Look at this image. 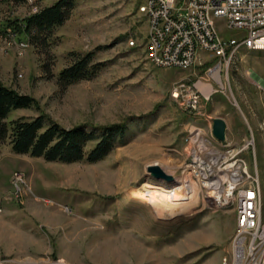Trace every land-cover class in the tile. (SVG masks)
I'll list each match as a JSON object with an SVG mask.
<instances>
[{"label": "rangeland", "instance_id": "obj_1", "mask_svg": "<svg viewBox=\"0 0 264 264\" xmlns=\"http://www.w3.org/2000/svg\"><path fill=\"white\" fill-rule=\"evenodd\" d=\"M54 1L0 2V84L36 102L35 107L12 110L7 117L42 114L64 128L121 123L126 126L124 142L92 163L44 161L15 154L6 141L1 142L0 215L19 211L29 217L32 209L26 199L32 198L40 210L45 208L43 214L51 216V203L34 195L47 187L65 214L93 216L89 223L79 221L73 228L69 224L38 226L39 232L54 234V239L63 233L76 238L84 260L78 261L73 250H65L64 258L55 240L47 247H36L39 253H18L7 245L20 243L18 238L1 228L0 264H220L223 258L229 259L234 227L230 206H204V199L197 195L199 200L188 210L164 220L156 209L128 197L143 181L167 189V201L180 198L177 194L187 189L198 193L191 177L177 180L173 189L172 182L152 177L147 166L155 161L178 169L186 163L183 137L189 123L205 121L181 110L169 93L174 83L204 75L216 59L198 52L187 69L151 65L144 48L146 21L139 11L144 0H73L62 23L35 40L7 25ZM7 28L11 37L3 36ZM218 30L224 37L237 36L221 26ZM21 40L26 46L18 53ZM86 52H91L90 64H102L97 73L90 79L59 84L58 72ZM220 78L222 87L211 82L217 91L207 100L201 98L199 105L211 117L224 120L230 147L250 141L242 156L248 171L257 177L264 220V51L238 48ZM16 172L22 181L15 190L12 175ZM126 173V179H121Z\"/></svg>", "mask_w": 264, "mask_h": 264}, {"label": "built area", "instance_id": "obj_2", "mask_svg": "<svg viewBox=\"0 0 264 264\" xmlns=\"http://www.w3.org/2000/svg\"><path fill=\"white\" fill-rule=\"evenodd\" d=\"M5 1L11 0H0ZM139 11L146 21L144 48L151 65L187 69L197 60L198 52L216 59L204 75L191 82L174 83L169 93L181 110L205 121L203 125L189 123L183 137L188 158L181 168H189L199 176V187L193 188L204 197V206L221 208L216 195L230 201L234 214L231 256L220 264H264L262 203L255 197L257 177L242 168L243 151L250 141L230 147L226 137L217 140L211 131L212 117L199 105L201 98L207 100L217 91L211 82L222 87L220 72L227 68L238 48L264 51V0H144ZM220 26L237 36H222ZM3 36L11 37L8 28ZM23 48L25 41H18V53ZM21 181V173L12 175L15 190Z\"/></svg>", "mask_w": 264, "mask_h": 264}, {"label": "trees", "instance_id": "obj_3", "mask_svg": "<svg viewBox=\"0 0 264 264\" xmlns=\"http://www.w3.org/2000/svg\"><path fill=\"white\" fill-rule=\"evenodd\" d=\"M72 2L73 0H55L29 16L10 20L7 25L15 32L27 34L31 39H40V36H46L53 27L62 23ZM90 58L91 52L76 56L67 67L58 72L57 82L67 85L81 79H90L102 65L98 62L90 64ZM35 106L36 102L31 96L0 84V143L6 141L10 151L15 154L60 163L81 160L92 163L124 142L126 126L121 123L64 128L42 114L32 118L7 117L12 110Z\"/></svg>", "mask_w": 264, "mask_h": 264}, {"label": "crops", "instance_id": "obj_4", "mask_svg": "<svg viewBox=\"0 0 264 264\" xmlns=\"http://www.w3.org/2000/svg\"><path fill=\"white\" fill-rule=\"evenodd\" d=\"M40 189L41 190H35L34 195L41 196L42 198H44V201L51 203V209L48 210L47 208L49 207L46 206V210L51 213V216L47 217L45 214H43L42 210L45 211V208H41L42 210H40V205L38 207L36 204L34 205L32 198L26 199L27 206L32 209V213L29 214V217L24 216V214L21 215L19 211H12L8 212L7 214L0 215V229H7L9 234H11V237L14 239H16L15 237H17L20 242L17 244L11 242V244L7 243V245L14 246V248H16L15 250L18 253H39L37 249H35L36 247H47V243L49 244L55 240L58 242L57 249L64 250V253H61L64 258L66 257L65 250H73L74 255L78 259V261L84 260L80 255V248H78L79 245H77V243L75 242L76 238H71L68 233H63V235L60 237H57V235L55 234L56 238L54 239V234H43L44 232H39L38 226H44V224H46L48 226L54 227L57 225L61 226V224H69V226L73 228L74 226L79 224V221H83L85 224L89 223L91 220L88 219H91L93 215H90L88 213L84 215L82 213L83 216H80L79 218L76 215H74L75 217H71L65 214L62 209H60V201L56 200L54 196L50 195V188L48 189L47 187H43ZM40 204L43 207L45 206L44 202L43 204L40 202Z\"/></svg>", "mask_w": 264, "mask_h": 264}, {"label": "bare ground", "instance_id": "obj_5", "mask_svg": "<svg viewBox=\"0 0 264 264\" xmlns=\"http://www.w3.org/2000/svg\"><path fill=\"white\" fill-rule=\"evenodd\" d=\"M29 3H31V0L29 1ZM8 34L10 35V33ZM248 49L252 50V48H248ZM135 152L136 153L139 152L137 148L135 149ZM138 155L139 154H136L135 156L137 157ZM134 161H137V160L134 159ZM153 166L159 167L164 175L170 176L172 178V181H171L172 184L177 182V180H184V177L186 176V177H191L193 180H195V182L198 184L197 186H199V176L196 175V173L194 171H191L189 168L180 167L177 169L173 166L163 165L155 161L150 162L147 168L153 167ZM242 168H247L245 160H242ZM126 177H127V173L121 179H126ZM172 186H173V189H175L174 187L176 186L174 184ZM138 188H139L138 190H135V191L133 190L130 193L128 192L129 193V194L127 193L128 197L135 199L146 206L156 209L158 218L164 219V220L170 219L169 216L172 214L176 215L175 212H177L179 216V214H181L185 210H188L187 208L189 206H192L194 203H196L199 200V197L197 195H200V198L204 199V197L199 192V190H198V193H196V192H191L190 189H187L184 192L177 194L178 196H181L180 198H177L174 201H167L168 196L165 195V192H169V191H167V189L165 188L162 189V187L157 188L154 186V184H152L149 181L141 182ZM156 189H158V191L161 192V196H157L155 194ZM170 196L171 195H169V197ZM255 197L259 202H261L260 190H259L257 179L255 180ZM216 203L217 205H221L222 207L230 206V201H225V197L223 195H216ZM261 256L264 258V245L261 247Z\"/></svg>", "mask_w": 264, "mask_h": 264}, {"label": "water", "instance_id": "obj_6", "mask_svg": "<svg viewBox=\"0 0 264 264\" xmlns=\"http://www.w3.org/2000/svg\"><path fill=\"white\" fill-rule=\"evenodd\" d=\"M225 129H226V124L221 117L211 118V131H212L213 136L217 140L223 141L225 139ZM147 170L149 171L151 176L156 179H161L166 182L172 181V178L170 176L164 175L161 169L157 166L148 167Z\"/></svg>", "mask_w": 264, "mask_h": 264}]
</instances>
